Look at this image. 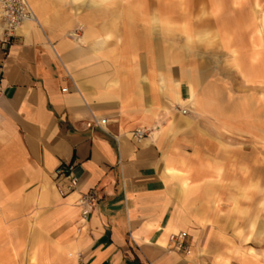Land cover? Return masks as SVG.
Masks as SVG:
<instances>
[{
  "label": "crops",
  "instance_id": "obj_1",
  "mask_svg": "<svg viewBox=\"0 0 264 264\" xmlns=\"http://www.w3.org/2000/svg\"><path fill=\"white\" fill-rule=\"evenodd\" d=\"M28 3L0 20V264H264V0Z\"/></svg>",
  "mask_w": 264,
  "mask_h": 264
},
{
  "label": "built area",
  "instance_id": "obj_2",
  "mask_svg": "<svg viewBox=\"0 0 264 264\" xmlns=\"http://www.w3.org/2000/svg\"><path fill=\"white\" fill-rule=\"evenodd\" d=\"M0 20L3 22V42L8 43L16 36L17 31L24 23L36 21L37 18L30 8L28 0H0ZM66 90L67 88L64 87L63 91ZM177 107L182 113H187L186 108ZM106 123V118L94 116L86 122V125L88 127H103ZM147 135V129H137L133 132V136L139 140ZM73 168L72 163L62 164L55 172L56 188L61 196H67L78 188L79 178L74 175ZM98 201L99 197L95 189L79 194L76 203L81 207V216L84 222H87ZM187 235L186 231L172 233L169 238L168 249L170 251L189 252L186 244Z\"/></svg>",
  "mask_w": 264,
  "mask_h": 264
},
{
  "label": "rangeland",
  "instance_id": "obj_3",
  "mask_svg": "<svg viewBox=\"0 0 264 264\" xmlns=\"http://www.w3.org/2000/svg\"><path fill=\"white\" fill-rule=\"evenodd\" d=\"M257 6L260 7V3L259 2H257ZM260 21H261V29H262V32L264 33V15L261 17ZM244 112H246V104L241 103L240 107H239V113L241 115Z\"/></svg>",
  "mask_w": 264,
  "mask_h": 264
}]
</instances>
